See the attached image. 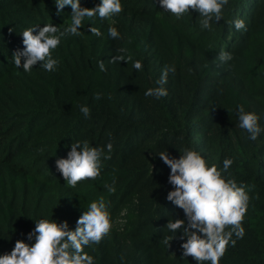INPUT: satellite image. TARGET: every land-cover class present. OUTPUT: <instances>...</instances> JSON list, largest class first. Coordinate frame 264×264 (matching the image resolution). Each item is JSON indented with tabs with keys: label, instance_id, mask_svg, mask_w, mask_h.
I'll list each match as a JSON object with an SVG mask.
<instances>
[{
	"label": "trees",
	"instance_id": "16d2710c",
	"mask_svg": "<svg viewBox=\"0 0 264 264\" xmlns=\"http://www.w3.org/2000/svg\"><path fill=\"white\" fill-rule=\"evenodd\" d=\"M84 3L91 9L101 0ZM121 4L113 25L99 16L86 19L82 35L66 36L52 50L60 60L55 71L38 63L24 72L12 60L24 50L22 32L61 26L72 9L59 12L55 0H0V255L10 253L17 240L34 244L27 236L40 219L67 221L74 231L88 205L103 196L114 224L98 244L85 247L94 264H198L183 257L186 239L171 241L169 248L161 243L172 235L165 229L169 220L185 219V213L166 199L174 190L171 169L158 155L167 149L179 159L190 148L218 169L232 159L225 175L250 195L245 235L229 245L220 264H264V131L251 140L239 127L237 107L255 112L264 129V0H229L210 29L200 27L198 12L190 9L177 19L160 0ZM237 19L245 29L236 30ZM92 26L100 36L88 31ZM110 26L119 39L109 36ZM121 48L131 60L110 63ZM221 51L233 59L221 62ZM137 60L142 70L133 67ZM166 65L176 69L163 85L168 95L145 96L159 86ZM85 105L89 118L80 111ZM84 140L104 147L111 159L103 161L101 176L72 187L56 161L67 158L74 141ZM113 180L116 191L110 193L105 184ZM119 219L125 220L122 228Z\"/></svg>",
	"mask_w": 264,
	"mask_h": 264
},
{
	"label": "clouds",
	"instance_id": "9594fccd",
	"mask_svg": "<svg viewBox=\"0 0 264 264\" xmlns=\"http://www.w3.org/2000/svg\"><path fill=\"white\" fill-rule=\"evenodd\" d=\"M228 2L229 0H160V7L165 12L174 14L177 19L189 13L190 9L194 10L199 13L200 27L210 29L213 21L218 23L222 19V9ZM55 5L59 12H63L66 6L71 7L69 22H64L61 26L48 23L35 35L36 26L25 29L22 32L24 50L16 51L12 57L17 69L22 67L24 72H30L39 63L42 69L55 71L60 60L53 58L52 50L66 36L82 35L80 29L86 19H94L96 16L110 19L122 11L121 0H101L98 6L91 9L82 7L81 0H55ZM233 23L238 31L246 27L242 19ZM88 31L95 36L101 35L100 30L93 26ZM108 34L113 39L120 38L116 27L110 26ZM118 51L122 54L113 57L110 63L131 60V56L123 55L126 49L121 48ZM218 59L227 62L233 56L221 51ZM99 67L101 71H106L104 61H100ZM133 67L142 70L143 62L137 60ZM175 71V67L166 65L157 81L159 86L149 88L145 96L156 99L166 97L168 92L163 85L167 83L169 73L174 74ZM99 98L100 95L97 94L96 99ZM237 107L239 127L249 133L251 140H257L264 131L258 123L260 117L255 112L245 111L243 105ZM80 111L86 118L90 117L88 106H81ZM70 147L67 158L57 159L56 167L67 182L66 185L72 187L81 181L95 180L101 176L103 161L111 159L110 155L105 154L104 147L90 146L87 140L74 141ZM106 148L111 153L113 144L108 143ZM180 154L177 159L166 149L158 155L171 169L168 182L174 190L168 192L166 199L185 213V219L169 220L165 229L172 235H165L161 243L169 248L171 241L186 239L187 242L181 244L184 258L193 257L198 264L203 261L220 264L229 245L235 247L236 240L245 235L242 222L248 211L250 195L245 185H238L234 178L225 175L234 162L232 159H224L223 167L218 169L216 164L206 161L193 149L184 148ZM105 188L114 193L115 180L111 185L105 184ZM113 224L109 202L101 196L88 205L78 219L74 231L69 230L67 221H35V229L27 236L29 241L35 239V243L29 245L17 240L10 253L0 255V264H94V258L85 251V247L98 244L109 234ZM177 233L182 235L178 236ZM234 236L236 239H233Z\"/></svg>",
	"mask_w": 264,
	"mask_h": 264
},
{
	"label": "rangeland",
	"instance_id": "374dc122",
	"mask_svg": "<svg viewBox=\"0 0 264 264\" xmlns=\"http://www.w3.org/2000/svg\"><path fill=\"white\" fill-rule=\"evenodd\" d=\"M86 6V3H84L83 5H82V7H85ZM114 17H115V15L113 16V17H111L110 19H108V18H105V21H107L106 23H109L108 25H113V23H114ZM83 25H88V23H86V20L83 22ZM107 25V24H106ZM81 30V29H80ZM69 36H71V35H69ZM103 40H100V45H102L103 44ZM78 43V46H82V42L81 41H78L77 42ZM56 52H58L57 50H56ZM197 139V141L198 142H202L201 141V137H197L196 138ZM202 157L203 158H205V159H207L208 161H210L209 160V157L207 156V155H203L202 154ZM118 224H119V227H124V224H125V220H123V219H119L118 220Z\"/></svg>",
	"mask_w": 264,
	"mask_h": 264
}]
</instances>
